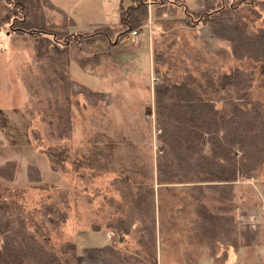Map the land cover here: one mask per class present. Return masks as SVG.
Instances as JSON below:
<instances>
[{
    "label": "trees",
    "instance_id": "obj_1",
    "mask_svg": "<svg viewBox=\"0 0 264 264\" xmlns=\"http://www.w3.org/2000/svg\"><path fill=\"white\" fill-rule=\"evenodd\" d=\"M152 3L161 21L187 27L206 25L220 44L217 54L264 65V28H252L260 18L264 0H203L199 15L189 12L183 0ZM45 10L58 13L60 22L48 19ZM146 21V0L121 4L117 22L102 23L90 31L75 30L73 19L49 0H0V29L36 39L31 58L16 68V75L26 94L23 112L31 119L40 116L45 122L43 135L52 143L47 151L53 157V170L58 167L54 157L60 159L62 152L53 153V148L70 139L74 127L71 61L93 70L107 59L118 58L120 51L129 52L136 46L123 43L127 34L142 30ZM194 35L202 40L198 32ZM203 46L207 48L204 42ZM158 54L153 56V71L159 77L153 86V118L161 147L155 165L156 184L185 188L195 203L186 232L188 245L205 248L216 262H222L228 248L238 247V228L229 209L222 207L223 212L215 213L207 208L204 189L231 200L235 183L257 180L264 164V107L253 94L251 69L234 67L223 72L206 63L194 73L184 65L181 75L175 77L155 67ZM190 55L194 61L200 60L198 53ZM114 136L97 138V143L107 140L109 145L89 148L85 163L103 172L117 166L119 160L126 161L135 174L143 157L136 154L134 144L125 143L129 139L119 137L117 132ZM114 151L116 159L111 158ZM144 159L149 160V156ZM149 163L145 164L146 173L152 176ZM121 166L124 170L125 165ZM15 172L14 160L0 164V178L11 181ZM26 177L31 182L39 181L38 167L27 164ZM138 187L142 192L131 201L130 211L117 225L110 223L108 227L126 235L138 224L142 231L138 243L151 247L163 225L164 213L157 205L154 183ZM61 205L64 208L52 202L43 204L36 220L19 207L0 202V264H78L76 241L65 240L57 246L49 243L50 234L69 220L68 201ZM170 217L173 224V214ZM100 229L95 225L92 230ZM112 243L101 248L104 255L119 264H143L137 253H123Z\"/></svg>",
    "mask_w": 264,
    "mask_h": 264
},
{
    "label": "rangeland",
    "instance_id": "obj_2",
    "mask_svg": "<svg viewBox=\"0 0 264 264\" xmlns=\"http://www.w3.org/2000/svg\"><path fill=\"white\" fill-rule=\"evenodd\" d=\"M128 2L129 0L112 2L67 0L65 5L70 6L69 13L76 20L77 25L82 26V23L116 20L119 6L127 5ZM183 2L194 15H199L203 10V0H183ZM153 10L154 7L152 13ZM178 14L180 15V8ZM260 14V18L252 24L253 29L264 28V8L260 9ZM50 15L58 18L54 13ZM50 19L57 21L56 18ZM152 24L154 30L148 38L152 39L153 56L155 52H158L159 56L163 54V58L165 56L164 59L156 56L155 67L157 66L158 70L162 72L168 70L171 75L179 77L184 65L194 73L206 63L213 64L223 72H228L234 67L251 69L254 76L253 94L264 107L263 64L246 59L238 61L217 54L216 50L220 44L204 24H199L197 27L169 24L157 19L155 11L152 14ZM88 28V30L92 29L91 26ZM195 32L200 34L202 40L195 38ZM22 36L24 37L23 34L12 30L7 33L2 32L0 35V164L9 160H14L16 163L13 180L6 181L0 178V202L4 201L19 207L24 213L37 220L40 217L38 210L43 204L52 202L60 209L64 208L61 202L68 201L69 221L52 232L49 237V243L54 246L65 240H74L78 243V249L82 250L89 247L87 244L103 247L113 240L114 247L123 253H137L143 264H155V262L194 264V257L188 251L191 247L188 245L186 232L189 221L194 215L195 203L181 185L159 187L156 184L155 165L156 159L161 154V147L156 138L159 131L154 126L153 86L159 77L153 71V65L149 66L145 40L142 39L138 51L131 50L120 54L121 61L133 62L131 65L134 67V74L131 79L122 78L127 75L123 74V64L117 62V58L107 59L103 64L94 67L97 73L110 74V78L117 81L114 83V89L117 91L108 105L103 101L96 103L100 97L93 94L89 88L86 87L89 91L87 92L71 84L74 100V132L70 139L58 143L60 147L53 148V153L62 149L59 154L60 159L58 156L54 157L58 167L53 170V157H49L47 151V147L52 143L43 135L45 122L40 116L31 119L23 112L22 105L26 101V94L17 78L16 68L29 61L36 39L34 36L25 38ZM127 42L126 36L124 44ZM203 42L207 48L203 46ZM167 44L171 46L167 47ZM166 48L169 50H165ZM194 52L200 56L197 62L190 55ZM71 68L82 71L73 61ZM78 92L82 93L81 98L84 101L79 100ZM113 130L120 135L119 137L129 139L125 143L134 144L138 150L136 154L143 157L135 174L126 161L119 160L117 166L109 165L114 167H108L103 172H97L90 164L85 163V157L90 153L89 148L96 147V144L109 145L107 140L97 143L96 139L103 135L105 139H109V136L112 137L116 133ZM35 136L40 139H36ZM111 154V158L116 159L117 153L114 151ZM146 156L147 159L149 156L152 176L146 173L145 164L149 161L144 159ZM30 163L38 166L41 175L39 181L27 180L26 166ZM123 164L124 170L121 166ZM125 179L128 181H123ZM152 182L157 205L164 215L157 240L150 247L138 243V236L142 233L138 224L126 235L116 233L108 225L110 223L117 225L130 211L131 201L142 192L138 185ZM209 192L207 191V194ZM212 192L214 191L211 190L212 197L207 198L212 208L207 207L208 209L215 213L223 212L222 207L229 209L231 206L233 209L242 207L254 209L260 215L258 221L264 229V164L257 180L239 181L234 185V196L231 200L221 199L217 193ZM240 197L244 199L239 201ZM229 201L231 202L227 203ZM156 212L158 213L157 209ZM170 214H173V224ZM234 220L236 222V219ZM95 225L101 229L92 230ZM203 250L198 253L196 250L195 254H200L201 263H211V256L204 254ZM221 251L219 250V254ZM186 253L189 255L187 256Z\"/></svg>",
    "mask_w": 264,
    "mask_h": 264
},
{
    "label": "crops",
    "instance_id": "obj_3",
    "mask_svg": "<svg viewBox=\"0 0 264 264\" xmlns=\"http://www.w3.org/2000/svg\"><path fill=\"white\" fill-rule=\"evenodd\" d=\"M49 1L55 7L63 10L67 14V16H69L71 19H73V21L75 22V25H76L75 30L76 29L88 30L89 26H91L92 29H94L95 27H97L98 25H100L102 23L117 22L119 19V10H118V16H117L116 20H114V21H98V22H92V23L89 22L86 24L82 23L83 24L82 26H78L76 23V20L69 13L70 6L65 5V2L67 3V0H49ZM109 1L112 2L113 0H109ZM63 6H66V7L63 8ZM152 7H154L153 4H152V6H150L149 10L147 7V17H148L147 21H146L147 23L143 26L142 30H140V31L138 30L139 34H140V40L138 41V43L135 44L136 46L131 49L133 51H138L141 47V41H142V39H144L145 45H146L145 48L147 51L148 62H150L149 63L150 67H151V64L153 65V53H152L153 52V50H152L153 43H152V39H149L148 36L154 30V25L152 24V14H154V10L152 13ZM45 13H46V16L48 19L56 18L57 21H54V22H56V23L60 22V16L55 11L45 10ZM52 13H54L55 15H58V18H57V16H51V15L49 16V14H52ZM51 21H53V20H51ZM148 25H150V26H148ZM88 31H90V30H88ZM2 32H4V31L2 29H0V35ZM5 33H7V32H5ZM128 34H127V38H128ZM23 38H25V36ZM123 53H127V51H120L119 52L117 62L119 61L123 64V67H124L123 68L124 70L122 69L123 74L127 75V76H124L122 78H126V77L128 78L129 77V79H131L132 75L134 74V70H133L134 67L131 65V63H133V62L132 61H130V62L121 61L119 59V57H120V54H123ZM73 63L78 66V64L75 63L74 61H73ZM103 63H101V64H103ZM127 63H129V64H127ZM75 70L73 68H71V63H70L71 84L73 86L75 84L77 87L84 89V90H86V87L89 88V90L93 94H96V95H98V97H100V99L96 100V103H99V101H103L104 103H107V105H108V103L112 102V96H114V93H116V91H117L116 89H114V83H116L117 81L116 80L113 81L110 78V74H106L103 72L97 73L96 71H94V69L89 70V69L81 68L80 70H82V71H75ZM131 70H133V71H131ZM90 85H92L93 87L91 88ZM76 86H74V87H76ZM87 92H89V91H87ZM77 94H78V98L80 97L79 100L81 99L82 101H84L81 98L82 93L78 92ZM124 94L126 95V93H124ZM73 132H74V127H73ZM30 164L36 165L34 163H30ZM236 184L237 183H235V185ZM207 191H210V192L207 194ZM212 193L214 194V192H212ZM211 197H212L211 190L204 189V199L203 200H204V203L206 204L207 207H211V204L207 201V198H211ZM243 199L244 198L240 197L239 201H242ZM216 200H217V198H216ZM219 202H221V201L219 200ZM230 202L231 201H229L227 203H230ZM231 207H229V212H230L229 214H231L234 217V219H236V222L238 224V230H239L238 231V247L236 249H234L232 247L228 248L226 259L222 262H216L214 260V258L211 255H209L208 251L205 248L203 250V249H201V247H193V246L189 245L191 248H189L188 251H189V254L193 255V257H194L193 258L194 262H195L194 264H264V229L262 228L263 226H261L260 222L258 221V219L260 218V215L254 209H246L245 207L244 208L242 207L240 209L239 208L233 209ZM107 237L109 240H111V237L109 235H107ZM111 243L112 242L110 241L109 244H111ZM76 244H77V263L78 264H119L116 261L109 258L107 255H104L101 252L102 247H99V246L95 247V246H92L90 244H87V245H89V247H86V248H83L82 250H80V248L78 249V243L77 242H76ZM106 245H108V244H106ZM196 250H197V253L200 252L201 250H203L204 254L211 256L212 262L211 263H206V262L201 263L200 262V254H198V255L195 254ZM155 264H158V262H155ZM181 264H184V262Z\"/></svg>",
    "mask_w": 264,
    "mask_h": 264
},
{
    "label": "built area",
    "instance_id": "obj_4",
    "mask_svg": "<svg viewBox=\"0 0 264 264\" xmlns=\"http://www.w3.org/2000/svg\"><path fill=\"white\" fill-rule=\"evenodd\" d=\"M152 2H153V0H146L148 10H149L150 6H152V4H153ZM148 26H150V25H148ZM139 40H140L139 31L137 29L131 30L128 34V41L132 44H136V43H138ZM263 208H264V206H263Z\"/></svg>",
    "mask_w": 264,
    "mask_h": 264
}]
</instances>
